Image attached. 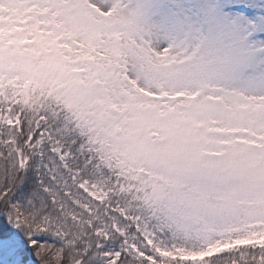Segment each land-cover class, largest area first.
Listing matches in <instances>:
<instances>
[{"label": "rangeland", "instance_id": "1", "mask_svg": "<svg viewBox=\"0 0 264 264\" xmlns=\"http://www.w3.org/2000/svg\"><path fill=\"white\" fill-rule=\"evenodd\" d=\"M18 102L44 104L22 144ZM67 123L103 170L72 168L54 126ZM23 148L56 155L103 206L92 220L122 219L118 247L135 258L264 264L223 258L264 255V0H0V157L24 169ZM69 187L51 200L74 226L52 220L64 243L87 239Z\"/></svg>", "mask_w": 264, "mask_h": 264}, {"label": "trees", "instance_id": "2", "mask_svg": "<svg viewBox=\"0 0 264 264\" xmlns=\"http://www.w3.org/2000/svg\"><path fill=\"white\" fill-rule=\"evenodd\" d=\"M43 105L39 106L40 109L33 108L32 114L20 102L13 105L23 120L18 133L20 144L24 143L26 138L27 118L25 117L29 119L37 113L43 115ZM64 116L65 112L60 108L52 117L58 124H61ZM66 125L65 131L61 125L54 126L59 127L57 134L61 139L57 138V141L70 154L72 168L80 170L85 175L92 174V172L97 173L98 169L103 170L101 163L96 164L90 159L91 152H87L84 136L72 128L70 123ZM22 152L28 158L24 169L18 167L10 155L0 157V240H3L4 248L3 251L0 250V264H149L146 260L135 258L118 247L117 242L126 236L125 232H122L124 221L109 218L114 215L111 214L112 211L109 208L104 210V216L106 214L109 216L99 218L98 221L92 220L93 217H103V206L86 197L75 186L70 185L67 172L58 162L56 155L50 153L53 160H47L44 154L36 157L25 148ZM63 181H65L64 184H62ZM51 185H55L57 190L70 186L72 190L70 189L67 196L75 197L73 200L86 206L84 212L79 208V213L83 218H79L80 221L77 224L80 225V230L87 235V239L68 237V241L64 243L61 238H55L52 235V232L58 231L54 224L51 226L52 220H57V223L62 225V231L69 232L70 236L75 233L71 235L70 231L74 229V226L70 221L60 217L56 203L51 201L53 198L59 201L61 197H64V193L61 190V193L54 191ZM46 188H49L51 192L46 191ZM70 205L73 206L72 203ZM73 208L78 210L74 206ZM81 220H86L85 224ZM109 221L114 228L106 231L109 232L108 235L93 234V231L99 228L106 229L103 226ZM13 223L17 224L15 231L12 229ZM38 230L40 234L36 233ZM120 236L122 238H119ZM82 242L86 243L85 248ZM251 256L252 258L249 259ZM223 258L243 262L253 258V260L264 259V255L241 248ZM219 259L222 257H217L218 262H220Z\"/></svg>", "mask_w": 264, "mask_h": 264}, {"label": "bare ground", "instance_id": "3", "mask_svg": "<svg viewBox=\"0 0 264 264\" xmlns=\"http://www.w3.org/2000/svg\"><path fill=\"white\" fill-rule=\"evenodd\" d=\"M15 231V230H14Z\"/></svg>", "mask_w": 264, "mask_h": 264}]
</instances>
